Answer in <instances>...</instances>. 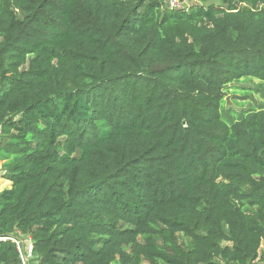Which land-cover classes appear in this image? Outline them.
Segmentation results:
<instances>
[{
    "label": "trees",
    "instance_id": "obj_1",
    "mask_svg": "<svg viewBox=\"0 0 264 264\" xmlns=\"http://www.w3.org/2000/svg\"><path fill=\"white\" fill-rule=\"evenodd\" d=\"M193 1L0 0V264H264V0Z\"/></svg>",
    "mask_w": 264,
    "mask_h": 264
},
{
    "label": "rangeland",
    "instance_id": "obj_2",
    "mask_svg": "<svg viewBox=\"0 0 264 264\" xmlns=\"http://www.w3.org/2000/svg\"><path fill=\"white\" fill-rule=\"evenodd\" d=\"M210 2L216 3L215 0H211ZM179 4L184 8H188L191 4H195V1L185 0ZM225 99L227 100L225 109L234 111L238 114L247 110H259L264 107V83L249 79L237 82L235 88L226 93ZM8 187V183L0 181V191ZM25 238L26 237L20 236L21 240ZM24 245L27 246L28 242L24 241ZM34 264H36V262H34Z\"/></svg>",
    "mask_w": 264,
    "mask_h": 264
},
{
    "label": "built area",
    "instance_id": "obj_3",
    "mask_svg": "<svg viewBox=\"0 0 264 264\" xmlns=\"http://www.w3.org/2000/svg\"><path fill=\"white\" fill-rule=\"evenodd\" d=\"M165 1H166V5L169 8H182L183 7L182 5L179 4L181 3L179 0H165ZM12 241L15 243L17 247V250L20 254V259H21L22 264H28L29 259L32 258L31 256L32 245H31L30 239L29 238H25L24 240L13 239ZM24 241L28 242L27 246L24 245Z\"/></svg>",
    "mask_w": 264,
    "mask_h": 264
}]
</instances>
